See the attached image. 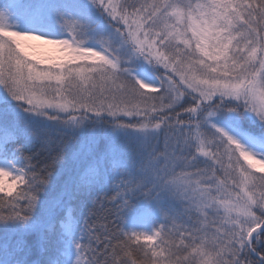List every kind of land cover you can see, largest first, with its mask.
Instances as JSON below:
<instances>
[{
  "label": "snow or ice",
  "instance_id": "obj_1",
  "mask_svg": "<svg viewBox=\"0 0 264 264\" xmlns=\"http://www.w3.org/2000/svg\"><path fill=\"white\" fill-rule=\"evenodd\" d=\"M0 264H264V0H0Z\"/></svg>",
  "mask_w": 264,
  "mask_h": 264
},
{
  "label": "trees",
  "instance_id": "obj_2",
  "mask_svg": "<svg viewBox=\"0 0 264 264\" xmlns=\"http://www.w3.org/2000/svg\"><path fill=\"white\" fill-rule=\"evenodd\" d=\"M109 208L110 206L101 207L100 204L96 207V213H97V223H100L103 221V218L108 216L109 219H112L113 217L109 216Z\"/></svg>",
  "mask_w": 264,
  "mask_h": 264
}]
</instances>
